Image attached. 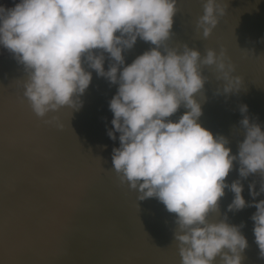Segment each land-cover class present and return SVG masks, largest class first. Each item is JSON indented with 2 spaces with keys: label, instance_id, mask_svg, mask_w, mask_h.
<instances>
[{
  "label": "clouds",
  "instance_id": "1",
  "mask_svg": "<svg viewBox=\"0 0 264 264\" xmlns=\"http://www.w3.org/2000/svg\"><path fill=\"white\" fill-rule=\"evenodd\" d=\"M178 3L13 0L11 7L0 4V50L23 66V95L41 118L63 106L82 107L80 96L92 81L88 69L118 85L109 102L113 127L107 132L112 140L119 133L113 169L121 183L139 193V200L156 198L176 214L181 264H215L217 256L220 264H242L248 240L241 226L208 219L218 211L225 189L234 193L228 211L256 208L253 233L264 258V199L255 200L264 193V182L259 192L254 183L249 185L253 200L248 202L240 179L226 181L234 162L241 178L256 173L264 177V129L247 115L248 106L241 105L245 138L238 154H232L226 137L201 125L202 104L196 96L203 95L208 79L202 68H214L216 79L224 81V94L239 92L243 80L233 75L235 66L224 50L208 48L202 55L187 44L169 46ZM224 14L219 0H204L197 31L207 39ZM138 38L154 47L126 65L123 53ZM104 53L112 61L107 70ZM181 106L187 110L170 119Z\"/></svg>",
  "mask_w": 264,
  "mask_h": 264
},
{
  "label": "rangeland",
  "instance_id": "2",
  "mask_svg": "<svg viewBox=\"0 0 264 264\" xmlns=\"http://www.w3.org/2000/svg\"><path fill=\"white\" fill-rule=\"evenodd\" d=\"M202 3L193 8L184 7L178 10L174 17L173 29L176 25L180 27L178 30H172L173 35L168 44L175 47L185 43L188 46L203 43L204 45L197 49L202 55L208 48H213L217 52L224 50L228 60L235 66L233 75H239L243 80L239 92L224 94L222 92L224 81L216 79L214 68L203 67V74L208 79L203 95L197 94L196 98L202 104L203 114L199 118L201 125L216 136L226 137L229 141L227 146L232 149V154H238L239 144L245 138V130L240 124L243 118L240 112L241 105L248 106L247 115L264 129V5L260 6L259 0H238L235 6H232L233 8L229 7L232 9H226L225 14L219 17L218 25L205 39L196 28V21L203 14ZM0 4L11 7L13 0H0ZM250 15H255L257 19L249 27L248 33L242 29L237 33L233 28L226 29L231 21L248 20ZM151 47L154 45L139 39L132 49L123 53L125 64H131L140 52L143 53ZM237 53H239L238 56L231 57ZM110 63L112 61L104 64L105 70L108 69ZM16 69L17 72L26 75L25 79L15 77ZM88 70L92 72L89 87L96 90L97 95L93 97L97 99L89 103L85 98L81 101L82 105H95V108L75 110L69 106L61 107L56 115H75L77 111H80L86 117L84 120L62 122L61 128L56 124L45 123L46 118L38 117L33 110L28 108L31 104L23 95V84L27 79V74L23 66L18 64L10 53L0 50V89H5L7 93H14L23 99L22 105L19 103L6 105L7 109L0 122V137H6L3 141L33 136L37 139L57 137L67 142L66 146H70L71 149L79 150L82 148L80 145L86 143L88 145L96 137L97 140L102 139L100 144L106 149L113 151V148L119 147V133H116V140H112L107 134L108 130L113 127L111 124L113 113L109 108V102L116 94L118 85L113 86L112 94L107 83L100 76L97 81L94 80L97 74L95 70ZM217 89H221V94H217ZM15 95L12 99H15ZM88 97L92 98V96ZM186 110L181 106L170 119L177 120ZM254 116H259L260 121L253 120ZM63 155L67 157V161L60 164L57 169H45L46 172L41 173L39 171L32 178L22 181L18 179L21 176L20 164H15L16 162L9 164L12 160L7 157L0 158L5 161V165L1 166L4 172L0 174V186L3 183L6 185L8 178L14 180L17 185V181L23 184L20 186L21 190L16 193L15 209L18 218L14 220L11 218L4 224L0 223V237L8 242L9 248L14 242H26L25 249L19 253H12L9 248L0 246V264H14V262H19V264H181L179 242L175 239V232L179 231L176 214L170 213L156 198L139 200V193L131 189L127 183H121L119 175L115 176L109 171V164L105 158L102 159L99 152L84 154L85 157L77 162L76 168L81 171L79 175L84 178L85 185L81 187L80 182L73 181L67 183L60 190L64 197V201L61 200L52 190L51 182L60 178L61 172H64L62 178L69 173H75L70 170L76 164V157L68 153ZM5 166L7 171L4 170ZM84 168L89 170L83 172ZM238 169V162H234L233 170L226 181L231 184L232 181L240 179L244 188L242 194L245 200L252 202L253 197L250 195L249 185L254 183L256 191L259 192L264 177L256 173L247 178H241ZM99 170H104V174L97 181L98 185H102L103 189L109 186L113 192L102 200L106 204L98 210L97 222L86 227L83 225L87 218L86 213L83 210H75L71 215L72 205L67 196L72 190L78 192L86 190L88 185H93L92 176ZM105 179L108 181L104 183ZM108 198L111 202L107 204ZM233 198L234 193L230 189H225V195L219 201L218 211L210 213L208 219L210 222L226 219L229 224L240 225L242 234L248 240V247L245 250L252 249L250 259L254 261L253 264H264L261 263V261L264 262V258L260 256L255 239L249 240L250 236H254L252 232L254 222L251 216L256 208L245 207L243 210L230 212L228 205ZM261 199H264V193L255 197L256 201ZM59 200L64 206L55 210L54 221L41 222L40 217L48 207ZM168 226L173 227L169 237L166 229ZM25 227L30 230L28 234L21 233ZM149 231H151L150 234H148ZM147 234L150 239L149 236L146 237ZM151 236H155L154 238L157 236L160 240L162 236L166 237L162 239L166 245L161 241L162 251L173 243L176 245V250L170 253L171 248H169L170 250L161 254V246H157L160 245L158 244L160 240L150 241ZM14 238L16 240L12 242ZM153 241L157 243L153 244ZM108 250H111L109 254L106 253ZM175 254H179V257ZM220 259L217 256L216 261Z\"/></svg>",
  "mask_w": 264,
  "mask_h": 264
},
{
  "label": "bare ground",
  "instance_id": "3",
  "mask_svg": "<svg viewBox=\"0 0 264 264\" xmlns=\"http://www.w3.org/2000/svg\"><path fill=\"white\" fill-rule=\"evenodd\" d=\"M204 2V0H179V3L177 5L178 9L180 10L181 8H193L194 6ZM238 2V0H219V3L221 4V7H223L225 10L226 9H232L235 4ZM203 4V3H202ZM259 5L263 6L264 5V0H259ZM233 6V7H232ZM232 7V8H229ZM257 17L255 15H250L248 20H239L235 19L231 21L229 26L226 28H233L234 32L237 33L241 29L244 32H249V27L255 23ZM246 25V26H245ZM180 27V25H176L174 29L175 30ZM233 37V36H232ZM235 38V37H234ZM137 42H139V38L137 39ZM187 44V43H185ZM184 45V44H182ZM181 45V46H182ZM203 43H199V45H189L190 48H195L198 49L199 46H203ZM143 53L140 52L139 55ZM105 55V63L110 62L111 59L109 58V55L107 53H104ZM239 53L236 55H232L231 57L238 56ZM128 57V56H127ZM18 70H15V77L16 78H23L25 79V74L24 73H19L17 72ZM101 77V76H100ZM98 75L96 74L95 76V81H97ZM102 80H104L107 83L108 89H110V92H112L113 86L116 84H111L106 78L101 77ZM113 94V92H112ZM94 95H97L96 90L94 88L88 87L85 91V93L80 96V100L85 98L87 103L92 102L97 99V97H93ZM88 96H92V98H89ZM86 104V103H85ZM30 110H32L31 105L28 107ZM84 108H95V105H82L79 109H84ZM7 109V106L5 107V110ZM32 113V112H31ZM57 111L52 112L50 111L49 113L46 114L45 117L47 120L46 121H52V124H62V122H74L78 120H84L86 117L81 114L80 111H77L75 115L72 114H67L66 116L64 115H56ZM232 116V115H231ZM56 118L53 120V118ZM253 120H257V122L260 121L259 116H254ZM263 124V122H261ZM63 135V134H62ZM64 137V136H63ZM64 138H68L65 136ZM28 138H21V139H12V140H6L0 142V158L1 157H7L10 160H12L11 163L16 162L15 164H20L19 167L21 168V176L18 177L20 181L24 179H30L32 176L36 175L39 171L41 172H46L45 169H57L60 164L63 162L67 161V157H65L63 154L68 153L72 157H76V164L73 169L70 171H75V173H69L66 175L65 178H62V174L64 172H61V177L58 179H55L51 182V188L52 190L60 197L61 200L64 201V197L61 195L60 190L69 182H80L81 187L85 185V180L82 178L79 174L81 173L80 170L76 168L78 165L77 162L85 157L84 154L91 153L94 151H97L100 153V156L102 159L105 158L107 163L109 164V171L112 172L115 176L118 174L115 172L113 169L112 165V152L109 149L104 148L100 143L102 139H98L94 137L92 141L87 145L83 144L80 145L82 148L79 150H74L71 149L70 146L68 145L67 142H65L62 138H57V137H46V138H41V139H36L34 143H27ZM97 148V149H96ZM96 149V150H94ZM8 164V165H9ZM5 165V161L0 160V174L3 173V168L1 166ZM43 167V168H42ZM7 171V167L5 166V169ZM88 168H84L82 171H88ZM104 174V170H99L95 172L92 176V180L94 182L93 185H88L86 190H81L78 192H73V190L70 192V194L67 196L70 204L72 205V213L75 210H83L86 213V221L84 222V226L88 227L91 223L97 222L96 214L98 213V210H101L106 202L102 201L107 198L108 195L112 194V189H109V186L103 189L102 185H98L97 181H99ZM5 179V178H3ZM115 180V179H114ZM108 180L105 179L104 183L107 182ZM18 185L16 182L10 178H8V183L6 185L1 184L0 186V223L4 224L8 220L12 218V220L18 218V213L16 208V197H17V192L18 190H21V187L23 184L19 181ZM119 183V182H117ZM108 190V192H106ZM102 193H99V192ZM106 192V193H105ZM12 194V195H8ZM99 200H98V199ZM59 200L55 202L54 204L50 205L46 212L40 217L41 222H53L54 221V215H55V210L59 207L63 208L64 204L62 201ZM101 200V201H100ZM111 202V199H107V204ZM97 210V211H96ZM160 226V225H159ZM164 226V225H163ZM157 228V227H156ZM154 229V228H153ZM152 229V230H153ZM163 229V227H161ZM165 229V226H164ZM167 229V234L168 237L170 236L169 233L173 227L168 226L166 227ZM160 230V229H158ZM157 230V231H158ZM156 231V230H155ZM164 230H162L163 232ZM30 232L28 227H25L21 230V233L23 234H28ZM151 231L148 232L150 234ZM160 232V233H162ZM253 232V231H252ZM146 235L149 236V235ZM155 235V234H153ZM152 237V236H151ZM153 236L152 239H157L156 241L160 240L157 238H154ZM162 236V239H164ZM161 238V236L159 237ZM166 238V237H165ZM150 239V236H149ZM160 243L158 241L157 245L160 247L161 254H163L166 250H170V253L173 250H176V245L173 243L169 248H165L164 251H162V245L161 241ZM255 239L254 236H250L249 240ZM16 239H12V242L15 241ZM154 240V241H155ZM149 241V240H148ZM157 243V242H154ZM164 243V241H162ZM152 244V243H151ZM152 244V246H153ZM165 244V243H164ZM166 245V244H165ZM156 247V246H155ZM156 247L157 249H159ZM168 247V244H167ZM159 250V251H160ZM111 250L106 251L107 254L110 253ZM158 251V252H159ZM252 249L249 250H244L242 253L243 256V261L242 264H253L254 261L250 259V254H251ZM177 257H179V254H175ZM93 257V256H91ZM261 263H264L261 261ZM215 264H220V260H217Z\"/></svg>",
  "mask_w": 264,
  "mask_h": 264
},
{
  "label": "snow or ice",
  "instance_id": "4",
  "mask_svg": "<svg viewBox=\"0 0 264 264\" xmlns=\"http://www.w3.org/2000/svg\"><path fill=\"white\" fill-rule=\"evenodd\" d=\"M15 95L14 93H7L5 89H0V122L3 120L5 107L7 104L11 103L13 105L19 103L20 105L23 104L22 97L15 95V99H12V96ZM6 137H0V142H2ZM37 137L33 136L28 138L27 143H34ZM0 246L5 248H9L8 242L0 237ZM26 247V242H14L11 244L9 250L12 253H19L22 252ZM14 264H19V262H14Z\"/></svg>",
  "mask_w": 264,
  "mask_h": 264
}]
</instances>
